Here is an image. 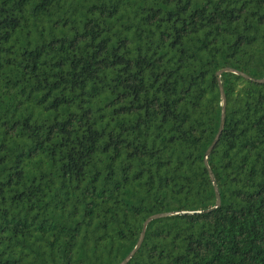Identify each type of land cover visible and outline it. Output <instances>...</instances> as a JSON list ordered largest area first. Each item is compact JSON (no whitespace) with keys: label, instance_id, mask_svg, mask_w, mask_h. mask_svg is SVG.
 <instances>
[{"label":"trees","instance_id":"trees-1","mask_svg":"<svg viewBox=\"0 0 264 264\" xmlns=\"http://www.w3.org/2000/svg\"><path fill=\"white\" fill-rule=\"evenodd\" d=\"M262 79L264 0H0V264H264Z\"/></svg>","mask_w":264,"mask_h":264},{"label":"water","instance_id":"water-1","mask_svg":"<svg viewBox=\"0 0 264 264\" xmlns=\"http://www.w3.org/2000/svg\"><path fill=\"white\" fill-rule=\"evenodd\" d=\"M235 74H236V72H235ZM238 75H240V74H238ZM240 76H242V75H240ZM242 77L245 78V79H249V78L246 77V76H242ZM253 82L256 83V84H263V83H264V79H262V80H260V81H254V80H253ZM219 90H220L221 101H222V111H221L220 125H219V129H218L217 135H216L215 139L213 140V142L211 143V145L209 146V148L207 149V151H206V153H205V155H204V159H203V161H204V166H205V168L207 169L208 174H209V177H210V179H211V181H212V184H213V188H214L215 196H216V204H217V205L219 204V194H218V191H217V187H216V184H215L214 178H213V176H212L210 170L208 169L207 162H208V158H209V156H210V154H211V152H212L214 146H215V145L217 144V142H218V139H219V137H220V135H221V133H222V130H223V127H224V122H225V96H224V94H223V90H222L221 85H219ZM173 215H176V214H175V213L163 214V215L154 216V217H151V218L147 219V220L144 222V224H143L142 233H141V235H140V237H139V240H138V242H137V245H136L135 248L132 250V252L127 256V258L122 262V264H125L128 260H130V259L132 258V256L134 255V253L136 252V250L139 248V245H140V243H141V241H142V239H143V237H144V234H145L146 226H147V224H148L151 220H153V219H155V218H159V217H166V216H173Z\"/></svg>","mask_w":264,"mask_h":264}]
</instances>
